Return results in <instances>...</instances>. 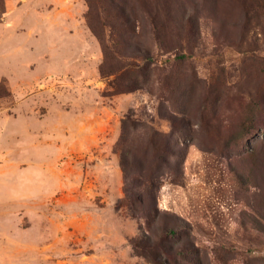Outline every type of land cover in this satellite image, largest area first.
<instances>
[{"label": "rangeland", "instance_id": "374dc122", "mask_svg": "<svg viewBox=\"0 0 264 264\" xmlns=\"http://www.w3.org/2000/svg\"><path fill=\"white\" fill-rule=\"evenodd\" d=\"M55 2L0 0L2 240L33 244L26 257L153 264L133 245L176 227L172 244L190 249L176 264H264V0H129L123 53L153 62L130 78L102 76L88 1ZM134 77L143 87L124 91ZM126 114L143 164L166 160L156 215L118 207Z\"/></svg>", "mask_w": 264, "mask_h": 264}, {"label": "trees", "instance_id": "16d2710c", "mask_svg": "<svg viewBox=\"0 0 264 264\" xmlns=\"http://www.w3.org/2000/svg\"><path fill=\"white\" fill-rule=\"evenodd\" d=\"M87 1L89 9L86 12V20L92 32L99 39L105 55V61L100 67L102 76L118 72H122L123 76L129 78L137 72L147 75L153 65V62H150L151 53L149 50L142 52L141 61L138 60L137 56L123 53V50L129 48V41L132 39L130 32L132 33L136 28V24L132 21L135 10L131 6V2L129 3V0H106V3L103 0ZM160 15L161 13L156 11L152 16L153 33L158 40L168 30V26L163 25L160 21ZM155 68H157V65ZM131 83V86L126 84L124 91L143 87L138 77H134ZM131 116V114H126L122 119V135L116 145L121 166L125 173L126 192V197L118 202V207L128 206L135 217L141 218L147 216L150 209L155 211V215L158 214V191L161 187L159 178L162 171L160 163L166 160L164 156H161L162 151H159L156 153L160 155L158 156L159 159L155 160L158 161L157 165L155 167L152 165L146 166L143 164L142 159L137 157L135 150L129 147L130 128L139 126V121ZM140 126L143 127V123ZM157 144L156 138H153L151 140L152 147L157 148ZM146 155H149L148 151ZM134 160H138V163H133ZM134 167H136V174H133ZM178 173V176L182 174V168L178 169ZM135 185L137 188H135ZM162 230L159 239L156 241L142 240L140 243H135L133 246L136 252L143 254L153 264H176L179 259L189 260V248L183 246L176 248L172 244L171 235L176 236L179 231L178 228L171 227Z\"/></svg>", "mask_w": 264, "mask_h": 264}, {"label": "crops", "instance_id": "0c3cea01", "mask_svg": "<svg viewBox=\"0 0 264 264\" xmlns=\"http://www.w3.org/2000/svg\"><path fill=\"white\" fill-rule=\"evenodd\" d=\"M55 3L64 4L65 0H56ZM0 233V264H69L68 259L58 257L59 254L48 253L41 258L26 257L21 251H27L33 244L29 242H21L19 238L15 236L9 237L8 241H3ZM65 246V245H64ZM47 250L54 252L56 250H62L63 245H57L56 243H49L46 245ZM66 247V246H65ZM72 264V263H71Z\"/></svg>", "mask_w": 264, "mask_h": 264}]
</instances>
